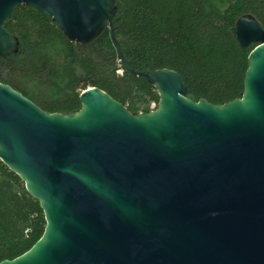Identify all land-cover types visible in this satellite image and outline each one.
<instances>
[{
  "label": "water",
  "instance_id": "95a60500",
  "mask_svg": "<svg viewBox=\"0 0 264 264\" xmlns=\"http://www.w3.org/2000/svg\"><path fill=\"white\" fill-rule=\"evenodd\" d=\"M31 7L71 42L108 30L116 57L152 86L155 109L131 113L90 87L75 112L49 113L0 83V162L38 202L45 227L0 264H264V29L238 18L247 57L239 98L212 104L175 71L138 72L113 35L115 0H0V57L18 52L7 30Z\"/></svg>",
  "mask_w": 264,
  "mask_h": 264
},
{
  "label": "trees",
  "instance_id": "16d2710c",
  "mask_svg": "<svg viewBox=\"0 0 264 264\" xmlns=\"http://www.w3.org/2000/svg\"><path fill=\"white\" fill-rule=\"evenodd\" d=\"M113 35L133 70L177 72L197 100L239 98L253 46L241 49L231 29L250 15L264 29V0H115ZM7 30L18 52L0 57V83L49 113L80 109L79 95L98 88L131 113L157 106L156 90L118 62L105 30L86 45L69 41L55 23L21 6ZM44 216L23 182L0 162V262L28 251L41 237Z\"/></svg>",
  "mask_w": 264,
  "mask_h": 264
},
{
  "label": "rangeland",
  "instance_id": "374dc122",
  "mask_svg": "<svg viewBox=\"0 0 264 264\" xmlns=\"http://www.w3.org/2000/svg\"><path fill=\"white\" fill-rule=\"evenodd\" d=\"M155 105L154 104H151V106H150V109H155Z\"/></svg>",
  "mask_w": 264,
  "mask_h": 264
},
{
  "label": "built area",
  "instance_id": "2783aa9c",
  "mask_svg": "<svg viewBox=\"0 0 264 264\" xmlns=\"http://www.w3.org/2000/svg\"><path fill=\"white\" fill-rule=\"evenodd\" d=\"M150 110H153V109H150Z\"/></svg>",
  "mask_w": 264,
  "mask_h": 264
}]
</instances>
